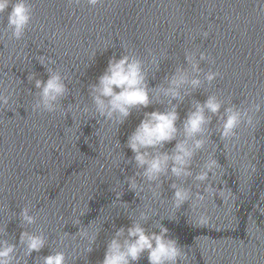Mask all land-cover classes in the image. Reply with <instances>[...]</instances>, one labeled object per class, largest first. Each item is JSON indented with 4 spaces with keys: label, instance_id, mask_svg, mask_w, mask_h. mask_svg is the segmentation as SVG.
<instances>
[{
    "label": "water",
    "instance_id": "95a60500",
    "mask_svg": "<svg viewBox=\"0 0 264 264\" xmlns=\"http://www.w3.org/2000/svg\"><path fill=\"white\" fill-rule=\"evenodd\" d=\"M30 3L31 26L20 41L0 32V92L11 94L9 105L0 108V234L18 244L20 232L26 230L20 227L19 212L27 206L36 218L27 230L44 232L48 243L27 257L18 248L17 255L26 264H38L57 248L65 251L68 264H100L115 228L131 223L119 204L113 207L116 188L129 211L151 209L156 214L144 227L157 231L151 228L154 221L167 227L186 255L185 264H264V0H101L96 8L85 0ZM5 24L6 14L0 16V30ZM121 45L149 67V53L162 57L158 70H149V88L177 66L187 67L186 52L197 58L204 52L207 59L199 67L219 73L210 85L205 83L179 103L178 128L192 102L203 103L207 95H216L225 106L262 105L254 114L259 121L255 130L242 125L232 140H221L217 117H212L192 172L198 173L211 155L218 165L215 175L209 173L203 182L183 180L190 199L175 210L172 220L160 218L173 211L171 181L162 183L160 201L151 198L147 185L140 200L125 180L136 169L123 162L132 156L125 147L127 136L143 113L162 111L165 105L133 109L117 128L102 118H88L76 107L91 110L88 86L113 53L117 58L124 54ZM41 55L50 57L49 67L67 77L68 94L54 113L31 111L37 90L27 76L47 79L46 68L36 59ZM70 104L73 111L62 114ZM115 142L121 146L118 150ZM174 143L161 150H170ZM116 157L120 159L113 165ZM248 163L255 171H245ZM77 215L79 224H74ZM90 224L100 229L92 251L72 260L87 245L76 233ZM146 256L136 264H148Z\"/></svg>",
    "mask_w": 264,
    "mask_h": 264
},
{
    "label": "clouds",
    "instance_id": "9594fccd",
    "mask_svg": "<svg viewBox=\"0 0 264 264\" xmlns=\"http://www.w3.org/2000/svg\"><path fill=\"white\" fill-rule=\"evenodd\" d=\"M73 2V0H69ZM79 3L80 0H75ZM90 8H96L101 0H85ZM6 14V24L0 32L9 34V39L20 41L31 26L32 6L30 0H0V16ZM208 33H203L207 37ZM125 52L119 58L113 53L108 59L107 65L95 83L88 86V99L91 102V110L87 105H76L79 112L88 118H102V123L110 127L124 123L133 109H146L150 104H163L164 109L145 111L135 129L127 136L125 147L132 156L123 162L132 163L136 171L125 178L128 189L135 193L141 200L145 185L151 193L154 201L162 198L161 186L164 181H171L169 188L172 190L170 199L172 213L160 217L174 219L175 210L190 199V191L183 186V180L193 177L195 181L203 182L209 173L215 175L214 169L218 167L217 161L211 155L203 162L201 170L193 176L192 161L194 156L205 148L208 136V125L212 117L216 116L219 127L216 129L221 140H232L237 137L238 129L243 125L255 130L258 120L254 114L261 110L260 103H252L249 107L225 106L216 95H207L201 103L193 101L187 111L181 126L177 127L179 114L177 108L186 96L200 89L205 83L211 84L219 75L215 71L204 72L199 67L201 61H206L207 56L200 52L185 53L187 67L177 66L170 76H165L162 83L149 88L147 76L150 69L159 68L162 57L149 53L151 59L146 65L145 60L126 46L121 45ZM109 46L98 49H106ZM97 50V49H96ZM96 50L90 54V60ZM38 62L46 68L47 79L36 78L34 73H29L27 80L37 90L34 93V103L31 105L33 112L54 113L60 110L61 100L68 94L67 77L49 65L53 64L50 57L41 55L36 57ZM10 96L0 92V108L8 106ZM176 101V103H173ZM223 111L221 112V108ZM70 104L65 109L72 112ZM99 121V120H98ZM100 122V121H99ZM175 141L170 150L162 151L165 144ZM119 142L114 143V148L119 149ZM112 156V152H108ZM119 157L113 158V165L118 164ZM255 171L250 163L245 171ZM116 200L113 207L119 204L131 221L129 226L115 228L111 238L107 241L104 256L100 264H136L144 253L148 264H185L186 255L182 252L174 238H170L169 229L159 221H154L152 231L146 229L145 224L154 216L151 209L129 211L126 203L120 202L121 193L116 191ZM85 207L79 209L78 215H83ZM74 211H76L74 209ZM78 215L73 219L74 224H79ZM20 227L26 230L20 232L18 244L11 243L9 239L0 234V264H26L24 258L17 255V249L23 250V256L27 257L33 252L39 253L47 243V236L42 231H29V226L36 221L30 214L29 207L21 208L19 212ZM91 228V231L89 229ZM99 228L93 224L82 227L76 233L80 238L87 240L86 247L71 257L75 260L83 253L91 252ZM67 235V233L65 234ZM69 257L65 251L52 248L50 254L40 257L38 264H68Z\"/></svg>",
    "mask_w": 264,
    "mask_h": 264
}]
</instances>
